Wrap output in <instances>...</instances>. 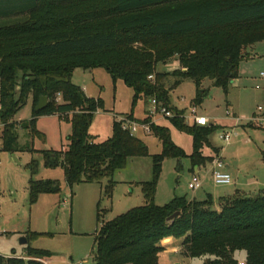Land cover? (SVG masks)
Wrapping results in <instances>:
<instances>
[{"label": "trees", "instance_id": "1", "mask_svg": "<svg viewBox=\"0 0 264 264\" xmlns=\"http://www.w3.org/2000/svg\"><path fill=\"white\" fill-rule=\"evenodd\" d=\"M258 43H264V0H0L1 151L21 152L18 128L31 138L42 137L35 128L38 117H70L66 150L25 152L40 153L46 169L61 168L69 188L107 180V195L115 184L114 173L129 159L150 157L152 177L140 183L144 205L102 223L94 238L93 264H158L164 251L161 241L170 242L166 238L182 239L185 258L211 257L204 264H239V252L245 254L242 264H264V189L254 196L235 190L216 204L210 195L203 201L174 197L163 206L153 202L165 159L188 157L192 172L213 162L203 150L218 155L208 140L217 127L169 119L191 137L189 156L173 144L166 127L155 124L151 133L161 145L160 154L149 155L145 142L116 120L108 139L95 142L88 130L94 114L106 112L104 103L100 97H86L72 83L75 69L104 67L113 83L120 80L133 91V106L137 100L155 99L168 108L170 93L190 80L192 104L199 106L207 92L204 81L226 95L238 78L240 62L252 57L248 50ZM172 58L180 70L172 73L177 80L166 87L157 66ZM41 97L47 105L35 111ZM29 98L31 119L22 126L14 117ZM115 116L139 121L132 111ZM27 169L31 205L40 195L60 194L57 181L33 179L36 160ZM175 212L180 216L167 222ZM25 257L0 256V264H44L50 253L25 247Z\"/></svg>", "mask_w": 264, "mask_h": 264}, {"label": "rangeland", "instance_id": "2", "mask_svg": "<svg viewBox=\"0 0 264 264\" xmlns=\"http://www.w3.org/2000/svg\"><path fill=\"white\" fill-rule=\"evenodd\" d=\"M259 63L247 66V79L252 84L246 83L245 89L238 82V86H230L225 95L222 89L204 81L203 89L207 92L196 107L197 116L208 119L210 125L217 127L208 140L211 147L219 149V153L215 156L211 149L205 148L203 155L220 159L224 165L230 166L231 185H215L211 179V163H206L198 169L201 189L191 191L188 183L194 173L188 157L165 159L161 164L153 201L155 205L163 206L174 197L203 201L207 195L212 196L216 204L219 198L231 195L235 190L254 196L264 189V125L254 120L264 118V80L259 78L264 67ZM176 70H180L176 58L157 66V72L165 77L166 87L177 80L171 76ZM72 83L85 87L88 98L100 97L104 103L106 112L94 114L88 130L95 142L108 139L112 121L119 118L115 115L132 111L139 121L146 118L148 102L137 100L133 106V91L120 80L113 83L104 67L77 68L73 72ZM254 85H258L260 90ZM193 98L194 85L190 80H184L169 95L168 109L174 112V109L178 110L177 106L180 109L192 107ZM57 101H61L60 97ZM31 113L32 100L29 98L14 121L23 126L31 119ZM69 119L58 115L38 117L35 128L42 137L31 138L27 130L18 128L17 147L21 152L9 154L1 151L0 145V256H25V247H30L50 253V257L44 259L46 264H93L94 238L102 223L144 205L140 183L152 177L150 157L129 159L124 169L114 173L112 180L115 184L107 195V180L69 188L61 168L46 169L40 153L25 152L31 149L38 152L66 150L72 130ZM155 119L156 125L168 129L173 144L189 156L193 148L191 137L178 131L168 119ZM225 134L229 137L227 143L220 139ZM137 137L145 142L149 155L160 154L161 145L152 133H138ZM32 159L38 163V172L33 179L57 181L61 189L59 195H40L33 205L29 203L30 173L27 169ZM32 233L48 236L34 237ZM164 240L160 243L164 251L159 255L158 264H204L211 258H185L180 248L182 239L169 243H164ZM244 256L243 252L236 253L239 264Z\"/></svg>", "mask_w": 264, "mask_h": 264}, {"label": "built area", "instance_id": "3", "mask_svg": "<svg viewBox=\"0 0 264 264\" xmlns=\"http://www.w3.org/2000/svg\"><path fill=\"white\" fill-rule=\"evenodd\" d=\"M259 77L264 79V71L259 74ZM149 79H152V77H149ZM147 105L148 109L146 119H149L148 122L128 120L124 117H119L116 121L121 123V128L127 131L131 136H137L138 133L146 135L151 133V124H155L156 117L168 120L178 118L183 120L186 125H196L201 127L210 125L208 119L196 115L197 106L195 105L184 109H178L177 112L169 110L167 107L163 106L162 103L157 102L155 99H150ZM254 120L264 125V119L260 118L258 120ZM2 129L3 125L0 123V135ZM220 139L226 143L229 141V137L226 134L220 136ZM211 179L212 182L217 186H228L232 183L231 176L226 171L225 165L220 159H215L211 163ZM201 186L202 185L198 174L194 173L190 182L188 183V189L191 191H197L201 189Z\"/></svg>", "mask_w": 264, "mask_h": 264}, {"label": "crops", "instance_id": "4", "mask_svg": "<svg viewBox=\"0 0 264 264\" xmlns=\"http://www.w3.org/2000/svg\"><path fill=\"white\" fill-rule=\"evenodd\" d=\"M249 53L252 54V57L246 58V59H244V60H242L240 62L239 70H238V78L235 81L232 82L231 86H238L237 84H238V82H240L239 86L245 89L246 88V86H245L246 83H249V84L251 83L252 84V82L250 80L248 81V79H247V77H248V70H247L248 67L247 66L249 64H255V63L257 64V62H260L259 64H261V66L264 67V43H258L256 45H254L251 49H249ZM241 77H242V79H241ZM260 79H262V78H260ZM262 80H264V79H262ZM254 87L257 90H260L258 85H254ZM81 89L83 90V92L85 94L86 88L82 87ZM85 96H86V94H85ZM177 108L180 109L179 106H177ZM134 119H136V118L134 117ZM261 119H264V118H261ZM136 120H138V119H136ZM156 123H157V119H155V125H156ZM225 168H226L227 172L230 170V166H228V165H225ZM193 173L198 174V170L195 169ZM212 199H213V197H212ZM169 239H170V241L171 240H175V239H172V238H169ZM11 257L17 258V259H23V260L27 259L25 256H16L15 254H13ZM43 262H44V264H46L45 261H43Z\"/></svg>", "mask_w": 264, "mask_h": 264}, {"label": "water", "instance_id": "5", "mask_svg": "<svg viewBox=\"0 0 264 264\" xmlns=\"http://www.w3.org/2000/svg\"><path fill=\"white\" fill-rule=\"evenodd\" d=\"M46 105H47V100H46V98H45V97H41V98L39 99L37 105L35 106V111H40V110H42L43 108L46 107ZM13 160H14L15 162L18 163V161H17V159L15 158V156H13ZM179 216H180V212H175V213H173L172 215H170V216L166 219V221H167V222H172L173 220H175V219H176L177 217H179ZM21 243H25V242H21Z\"/></svg>", "mask_w": 264, "mask_h": 264}]
</instances>
